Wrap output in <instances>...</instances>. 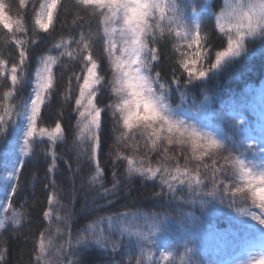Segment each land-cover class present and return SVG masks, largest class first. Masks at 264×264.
Here are the masks:
<instances>
[{"label": "snow or ice", "instance_id": "1", "mask_svg": "<svg viewBox=\"0 0 264 264\" xmlns=\"http://www.w3.org/2000/svg\"><path fill=\"white\" fill-rule=\"evenodd\" d=\"M257 53L264 0H0V264L12 236L32 242L17 264H264V87L221 95ZM41 155L47 207L25 236ZM209 239L237 254L201 256Z\"/></svg>", "mask_w": 264, "mask_h": 264}, {"label": "trees", "instance_id": "2", "mask_svg": "<svg viewBox=\"0 0 264 264\" xmlns=\"http://www.w3.org/2000/svg\"><path fill=\"white\" fill-rule=\"evenodd\" d=\"M71 2V0H69ZM13 15L15 14V8L13 9ZM264 63L262 61L259 53L254 55L251 58V61H245L243 64H239L233 67L229 74L222 78L221 80V88H222V98L224 100H228L229 97L244 95L247 94L249 99L254 101L255 103H259L258 98L255 96V90L264 87V71L261 69V64ZM27 95V93H25ZM203 98L202 96L200 97ZM176 103H179V100H176ZM219 106V105H217ZM59 110V101H55L52 104V107L48 109V112L45 116V126H52L53 120L56 118L57 111ZM254 115V114H253ZM74 123V121H73ZM65 134L69 136V141H71V136L68 127L65 128ZM41 152L44 151L43 147L40 149ZM58 155H62L63 159L57 160V167L63 173V177L57 174L56 179L58 183H62L65 187H67V177L69 174L66 169V165L64 164V160H74V154L69 152L63 145H58L56 149ZM39 164L40 167L36 168L34 165ZM49 161H45L43 156L41 155L38 161L33 162V166H29V172L22 177V180L27 181V191L24 193V196L28 199V202L33 205V215L36 217L33 223L31 224V230L25 229L24 235L31 236L33 233L39 229L42 224V211L47 207V195L48 192L44 188L45 181L42 179L44 176V171L48 166ZM102 167L105 165L102 161ZM108 169L106 168V172ZM32 173L35 174L36 179L33 180ZM90 178V176H89ZM111 176L110 172L108 174V180L110 181ZM110 187V183L108 184ZM77 187H79V183H77ZM158 190V189H157ZM152 191L151 184L144 185V183L136 182L132 186V197L133 201L142 206L144 210H147L149 206L152 205L153 201L150 197L149 193ZM91 195V193L89 194ZM25 201L22 199L20 201L23 204ZM64 203H67V199L63 200ZM57 209H54L56 211ZM153 210H159L158 208H153ZM189 211H195L194 209H188ZM60 214H63V210L59 209ZM198 214V213H197ZM87 221L83 216L77 217L75 225L76 227H81ZM46 223V221L44 222ZM214 223H216L217 227L224 228L227 226V220L224 216H219L214 218ZM186 227H191V224H187ZM11 243V255L8 257L9 264H17V260L21 257L27 259V255L31 248V240H17L15 236L10 237ZM207 252L209 258L214 259H230L233 255L237 253L232 249H226L223 253H218L216 250V244L213 240H207L203 248L201 250V256L204 255V252ZM181 254L183 253V248H180ZM200 257H196L199 259ZM98 259L97 256L93 255L89 257V260L95 264V261Z\"/></svg>", "mask_w": 264, "mask_h": 264}]
</instances>
